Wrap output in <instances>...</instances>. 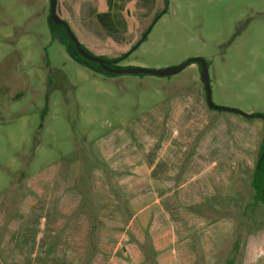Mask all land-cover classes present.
<instances>
[{
	"label": "rangeland",
	"instance_id": "rangeland-1",
	"mask_svg": "<svg viewBox=\"0 0 264 264\" xmlns=\"http://www.w3.org/2000/svg\"><path fill=\"white\" fill-rule=\"evenodd\" d=\"M48 6L0 0V241L26 236L20 264H61L42 258V224L79 219L80 264L106 233L104 262L264 264L251 186L263 119L210 110L197 64L170 77L80 65L53 39ZM56 13L119 68L202 58L214 105L264 114V0H57Z\"/></svg>",
	"mask_w": 264,
	"mask_h": 264
},
{
	"label": "crops",
	"instance_id": "crops-1",
	"mask_svg": "<svg viewBox=\"0 0 264 264\" xmlns=\"http://www.w3.org/2000/svg\"><path fill=\"white\" fill-rule=\"evenodd\" d=\"M70 198V197H69ZM69 203V199L67 201ZM67 203V204H68ZM75 210V205H73V208L70 213H72ZM23 223V221L21 222ZM20 223V224H21ZM65 224H58V230L55 227L46 226L45 223L42 224V232L48 233L47 238L50 240H46V242H49V244H45L44 248L48 251L50 247L52 249L50 250V254L44 253L42 258L44 259H56L61 264H80L82 257H84L86 251L89 249V245L87 244L86 239H82L81 236V221L78 219L77 221H72L68 223L66 221ZM15 224V225H20ZM14 223L11 224L10 229L14 228ZM25 228V227H24ZM111 228V225L105 224V233L108 232V230ZM50 229H55V232H53ZM25 232V231H24ZM111 233V232H110ZM43 233L38 234L36 238H34V241L37 243L38 248L35 250L38 252L40 248V244L44 243L43 240ZM110 235V234H109ZM23 241H16L12 240L13 237H6L3 239V241H0V253L2 257L6 260L7 264H20L23 254L25 252V249L27 247L28 239L26 236H24ZM98 250L99 252L94 256L93 263L92 264H126L122 263V261H118L114 259V257H110L108 261L104 262L102 258L106 253L108 252L109 255L112 254L113 246H112V236H108L107 233L105 235H100L98 237ZM103 244V245H102ZM108 244V245H107ZM52 245V246H51ZM103 246V248H102ZM32 255L33 257L35 256ZM174 259V258H173Z\"/></svg>",
	"mask_w": 264,
	"mask_h": 264
},
{
	"label": "water",
	"instance_id": "water-1",
	"mask_svg": "<svg viewBox=\"0 0 264 264\" xmlns=\"http://www.w3.org/2000/svg\"><path fill=\"white\" fill-rule=\"evenodd\" d=\"M56 4L57 0H49V13L48 19L49 21L56 27H62L65 31V34L68 40L73 44L75 52L79 55L80 58L83 60L96 64L99 66L100 70L106 72L111 75H150L155 77H170L173 75L178 74L184 68L191 64H197L200 67V78L203 82L204 89H205V102L207 107L213 111L219 112H226L239 115L246 119H253V118H261L260 114H245L238 110L219 107L212 103L211 101V92H210V85H209V78H208V71L206 62L202 58H190L189 60L185 61L181 65L174 67V68H166L162 70H149V69H140V68H116L112 67L115 64V61H107L102 58L95 57L90 55L82 48V45L77 40L76 36L73 34L71 29L69 28L68 24L62 20L56 13Z\"/></svg>",
	"mask_w": 264,
	"mask_h": 264
},
{
	"label": "trees",
	"instance_id": "trees-1",
	"mask_svg": "<svg viewBox=\"0 0 264 264\" xmlns=\"http://www.w3.org/2000/svg\"><path fill=\"white\" fill-rule=\"evenodd\" d=\"M155 19H157V17ZM48 21H49V19H48ZM49 23H50L52 29L55 30L54 31L55 33H53V39L58 41L63 46H65L68 53L70 54V56L76 62H78L80 65H83V66H86V67L92 69L93 71H95L97 73H102V74H105L107 76H114V75L108 74V73L100 70L98 65L87 62V61L83 60L82 58H80L79 55H77V53L75 52L73 44L68 40L64 29L62 27L54 26L50 21H49ZM145 35H144V37H145ZM144 37H143V40H144ZM138 44H140V42H138L135 46H137ZM84 50H86V49H84ZM86 52L88 54H90L87 50H86ZM115 63H117V61H115ZM116 68H119V67H116ZM261 119H263V121H264V114L261 115ZM251 186L254 190V202L256 204L261 203L264 205V129H263L262 143L260 146L259 160H258V164H257L256 170H255V174H254Z\"/></svg>",
	"mask_w": 264,
	"mask_h": 264
},
{
	"label": "flooded vegetation",
	"instance_id": "flooded-vegetation-1",
	"mask_svg": "<svg viewBox=\"0 0 264 264\" xmlns=\"http://www.w3.org/2000/svg\"><path fill=\"white\" fill-rule=\"evenodd\" d=\"M48 2H49V0H48ZM48 13H49V6H48ZM47 17H48V15H47ZM116 60V59H115ZM109 61H113V60H109ZM112 67H118L117 66V63H115L114 65H112Z\"/></svg>",
	"mask_w": 264,
	"mask_h": 264
}]
</instances>
